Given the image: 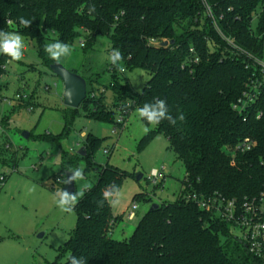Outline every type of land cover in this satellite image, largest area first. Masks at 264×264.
<instances>
[{
  "label": "trees",
  "instance_id": "16d2710c",
  "mask_svg": "<svg viewBox=\"0 0 264 264\" xmlns=\"http://www.w3.org/2000/svg\"><path fill=\"white\" fill-rule=\"evenodd\" d=\"M90 5L95 12L89 13ZM18 17L32 20L31 27L21 26ZM0 30L34 40L48 68L54 61L45 45L55 40L71 45L82 35L91 45L106 35L111 48L123 54L124 68L149 73L141 93H129L127 78L111 64V78L98 94L85 78L86 97L79 106L91 117L122 128L130 112L118 123V107L134 100L132 108H140L156 99L167 102L174 118L185 116L175 126L167 120L153 126L138 144L141 148L157 133L166 136L184 166L179 197L147 210L127 239H114L119 217L107 202L103 207L96 202L109 185L120 186L123 172L106 163L75 206L69 238L47 264H68L70 256H83L87 264H264L263 255L250 252L244 237L234 235L232 220L216 217L191 198L220 196L233 200L239 211L244 202L264 198V0H0ZM8 59L0 54V74ZM106 88L112 108L105 102ZM246 138L253 145L236 149ZM97 141L87 138L83 157L95 152ZM55 178L63 185L64 174Z\"/></svg>",
  "mask_w": 264,
  "mask_h": 264
},
{
  "label": "rangeland",
  "instance_id": "374dc122",
  "mask_svg": "<svg viewBox=\"0 0 264 264\" xmlns=\"http://www.w3.org/2000/svg\"><path fill=\"white\" fill-rule=\"evenodd\" d=\"M256 23L254 14L252 27ZM23 38L24 58L18 62L9 58L0 74V264H47L56 259L76 223L75 210L62 213L53 200V193L62 189L55 176L63 175L68 170L65 166L72 163L74 168L84 169L85 180L75 183V191H81L85 183L91 187L106 163L123 172L121 203L112 208L119 218L111 237L119 240L131 235L153 203L179 197L185 171L164 134H155L139 148L145 124L138 118L137 107L131 109L122 128H114L113 122L89 116L82 106L76 111L65 106L62 80L41 63L35 41ZM70 46L71 55L60 63L86 78L88 88L98 94L111 78L109 37L98 35L88 45L82 35ZM117 74L127 78L129 93L142 90L149 79V73L140 67L117 70ZM111 95L106 88L105 102L112 108ZM90 136L98 139L97 149L80 157L76 152ZM153 170L160 172L156 183ZM139 173L142 177L136 179ZM131 210L134 217L128 219ZM232 232L242 235L238 227Z\"/></svg>",
  "mask_w": 264,
  "mask_h": 264
},
{
  "label": "clouds",
  "instance_id": "9594fccd",
  "mask_svg": "<svg viewBox=\"0 0 264 264\" xmlns=\"http://www.w3.org/2000/svg\"><path fill=\"white\" fill-rule=\"evenodd\" d=\"M89 13L95 12V6L90 5L88 8ZM19 24L25 28H30L32 20L24 17H18ZM8 24L14 23L12 20L7 21ZM25 42L23 36L17 31H4L0 30V54L7 56L11 61H21L24 58ZM44 51L47 56L59 63L61 58L69 57L72 53V48L69 44L55 40L45 45ZM107 60L111 65L118 68L123 72L124 68L120 62L123 60V54L116 48H112L107 51ZM137 91L141 93V89L137 88ZM138 118L145 123L143 131L147 134L151 126H158L162 121L167 120L171 125L175 126L177 120L183 122L185 116L181 113L178 117L174 118L169 110L167 102L163 99H156L154 102L145 103L142 107L136 109ZM85 180V172L81 167L69 168L64 180L65 185L75 184L78 181ZM89 185L85 183L82 186L81 191L70 192L66 188L58 190L53 193V200L56 207L62 212L70 214L74 211L79 199L84 195V190H87ZM34 189H30L33 191ZM102 199L97 201L99 207H103L105 202L112 208H117L121 203V189L116 184L109 185L102 193ZM68 264H87V259L83 256H70L68 258Z\"/></svg>",
  "mask_w": 264,
  "mask_h": 264
},
{
  "label": "built area",
  "instance_id": "2783aa9c",
  "mask_svg": "<svg viewBox=\"0 0 264 264\" xmlns=\"http://www.w3.org/2000/svg\"><path fill=\"white\" fill-rule=\"evenodd\" d=\"M264 75V64L261 63ZM134 100L126 101L122 106L117 108L118 114L116 121L125 120V114L131 111ZM115 128V127H114ZM253 142L244 139L236 149H249ZM164 169V167H162ZM153 182L156 183V176L160 174L159 170H153ZM58 181V179H57ZM191 198L196 204L207 211H211L216 217L224 220H232L238 228L241 229L242 236L247 241L248 249L257 255L264 256V198L259 200L244 202L238 210L233 200H225L218 196L202 198L196 194H192ZM136 208V204L132 205V209ZM134 212L131 210L127 218L132 219Z\"/></svg>",
  "mask_w": 264,
  "mask_h": 264
},
{
  "label": "water",
  "instance_id": "95a60500",
  "mask_svg": "<svg viewBox=\"0 0 264 264\" xmlns=\"http://www.w3.org/2000/svg\"><path fill=\"white\" fill-rule=\"evenodd\" d=\"M167 41H164L161 43V45H167ZM49 69L50 71L55 74L56 76H58L62 82H63V94H62V98H63V104L65 106L71 107V108H78L79 105L82 103V101L85 99L86 97V80L83 76H81L80 74L71 71L69 69H67L65 66H63L60 62H52L49 65ZM26 137L28 136L27 133L24 134ZM79 156H85L86 152H85V147L82 146L80 147L77 152H76ZM68 170L64 171V176L66 178V173ZM136 179H140L142 177V174H136ZM66 188L68 191L70 192H74L75 191V184H69V185H65L63 183L62 185V189ZM158 207L157 203H153L149 210H153L156 209ZM42 234H39L38 236H41Z\"/></svg>",
  "mask_w": 264,
  "mask_h": 264
}]
</instances>
